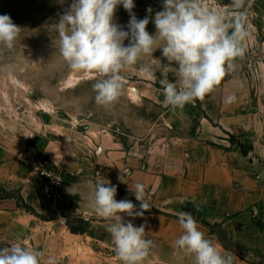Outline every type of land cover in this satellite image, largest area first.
<instances>
[{"label": "crops", "instance_id": "crops-1", "mask_svg": "<svg viewBox=\"0 0 264 264\" xmlns=\"http://www.w3.org/2000/svg\"><path fill=\"white\" fill-rule=\"evenodd\" d=\"M254 86L236 65L203 100L183 109L167 107L161 135L126 144L103 133L67 144L33 136L27 151L0 154V183L17 187L25 203L43 216L25 212L14 200H0V235L43 251L56 264H120L109 221L91 207L94 183L116 185L115 198L131 200L137 209L140 202L130 188L141 183L151 209L143 217L121 215L135 226L144 224L145 238L154 242L143 264H193L175 245L183 233L177 213L188 212L186 207L196 211L206 238L237 257L234 264H264V86ZM229 95L234 102H226ZM230 137L249 148L247 155ZM38 158L63 168V201L88 221L86 232L71 233L56 207L49 205L52 219L46 216L49 209L34 188ZM72 186L75 194L68 192Z\"/></svg>", "mask_w": 264, "mask_h": 264}, {"label": "clouds", "instance_id": "clouds-1", "mask_svg": "<svg viewBox=\"0 0 264 264\" xmlns=\"http://www.w3.org/2000/svg\"><path fill=\"white\" fill-rule=\"evenodd\" d=\"M129 13L127 30L114 23L117 6ZM133 0H72L69 8L60 15L54 28L58 38V52L71 71L96 77L93 84L95 103L109 109L124 93L123 72L143 57L152 56L158 49L167 61L165 69L175 80L166 77L159 81L164 104L173 110L183 109L188 103L203 100L226 74L235 70V60L245 55L244 41L247 15L224 9L206 7L203 0H164L163 10L151 18L156 32L146 30L149 16L137 19L133 13ZM151 14L152 9L149 8ZM22 28L7 14L0 15V46L14 50ZM129 41L125 45V41ZM149 72V68L143 69ZM235 96L226 97V102ZM99 175V174H97ZM90 185L93 182L89 181ZM107 185V186H106ZM139 209L131 200H117V186L110 182H95L91 207L94 213L109 221L107 231L115 246L120 264H143L155 247L145 238V225L135 226L125 221L129 217H143L151 209L145 199V186L136 183L130 188ZM68 192L75 194L73 186ZM183 233L175 245L193 264H234L237 257L223 252L199 229L194 216L178 212ZM0 264H56L55 258L45 259L43 251L12 242L0 248Z\"/></svg>", "mask_w": 264, "mask_h": 264}, {"label": "rangeland", "instance_id": "rangeland-1", "mask_svg": "<svg viewBox=\"0 0 264 264\" xmlns=\"http://www.w3.org/2000/svg\"><path fill=\"white\" fill-rule=\"evenodd\" d=\"M71 3L72 0H0V15H9L22 28L14 50L0 46V154L27 151V139L33 136L67 144L75 139L82 142L88 133H103L126 144L164 133L163 114L167 107L162 104L159 81L175 77L166 71L167 61L161 50L143 57L122 73L124 93L113 106L105 109L97 105L92 87L97 78L68 68L58 52V38L51 27ZM133 3L137 19L149 16L146 30L154 35L156 29L151 18L163 10L164 0H133ZM203 3L211 9H224L229 16L237 11L246 13L245 27L249 32L244 41L246 51L234 63L254 82V90L263 89L264 0H245L239 9H233L232 0H203ZM129 20V13L122 5L117 6L114 23L127 30ZM124 43L127 45L129 41ZM145 67L149 72L143 70ZM0 186L11 192L18 190L12 185L0 183ZM34 188L38 195L35 185ZM42 205L49 209L46 216L53 217L49 205ZM185 210L196 214L191 207ZM11 243L0 235V248Z\"/></svg>", "mask_w": 264, "mask_h": 264}, {"label": "built area", "instance_id": "built-area-1", "mask_svg": "<svg viewBox=\"0 0 264 264\" xmlns=\"http://www.w3.org/2000/svg\"><path fill=\"white\" fill-rule=\"evenodd\" d=\"M38 197L42 204L53 208L63 201L64 170L55 165L49 158H38L33 163Z\"/></svg>", "mask_w": 264, "mask_h": 264}, {"label": "trees", "instance_id": "trees-1", "mask_svg": "<svg viewBox=\"0 0 264 264\" xmlns=\"http://www.w3.org/2000/svg\"><path fill=\"white\" fill-rule=\"evenodd\" d=\"M230 140L231 143L237 146L244 155H247L249 148H246L240 145L239 143L235 142L233 137H230ZM8 199L14 200L18 208L25 210L27 213L40 217V215L37 214L32 207L25 203V201L20 195L19 190H17L16 192H11L7 191L6 189L0 186V200ZM56 208L62 211L61 214L65 218L67 227L71 233L82 234L87 231L89 227L88 221H86L81 216L75 214L73 204H71L70 202L61 201L56 205ZM64 210H66V212ZM48 218L52 219V217ZM223 244L226 248H229V245L226 244L224 241Z\"/></svg>", "mask_w": 264, "mask_h": 264}, {"label": "water", "instance_id": "water-1", "mask_svg": "<svg viewBox=\"0 0 264 264\" xmlns=\"http://www.w3.org/2000/svg\"><path fill=\"white\" fill-rule=\"evenodd\" d=\"M244 2L245 0H232L233 9H239ZM135 92L137 93V90Z\"/></svg>", "mask_w": 264, "mask_h": 264}]
</instances>
